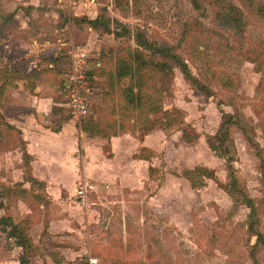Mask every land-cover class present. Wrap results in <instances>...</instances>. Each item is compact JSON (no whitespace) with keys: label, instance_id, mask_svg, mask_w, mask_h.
I'll list each match as a JSON object with an SVG mask.
<instances>
[{"label":"rangeland","instance_id":"1","mask_svg":"<svg viewBox=\"0 0 264 264\" xmlns=\"http://www.w3.org/2000/svg\"><path fill=\"white\" fill-rule=\"evenodd\" d=\"M226 1L243 12L244 36H234L214 20L217 9L212 0H97L93 9L84 8V14L92 10L103 12L106 25L112 30L110 34L76 22L73 27L70 19L66 24L50 15L49 21L34 19L27 27L21 25L20 33L10 39L16 47L15 43L6 44V50L2 46L6 41L0 40L3 70L14 67L23 72L20 65L24 62L29 65L33 61L34 65L35 56L41 54L34 53L37 48L34 41L57 43L61 39L69 42L68 47L87 49L91 56L100 53L106 72L115 69L119 58H129L134 69L131 84L137 92L138 70L143 59L138 60L135 37L141 32L155 46L173 47L188 63L193 76L213 92L210 96L197 91L179 68L152 72L146 70L145 64V74L140 78L144 93L149 94L151 102L155 101L156 113H148V108L141 106L135 107L130 116L122 117L118 91L108 94L93 116L104 123L116 122L118 142H129L131 146L113 151L110 140L96 144L94 158L105 166L100 168V172L104 169L103 174H86L95 183L89 194L92 213L88 215L71 200L68 189L74 180L69 182L68 189L53 181L55 188L51 195L36 194L33 190L24 198L17 197V192L8 194L7 188L20 190L21 184L17 182L23 179L21 172L25 164L18 153L20 147L3 140L0 144V264H20L22 250L8 236L6 228L9 222L23 220H28L30 235L36 243L30 264L56 263L49 252L62 255L60 264H86L85 258H81L85 245L101 264H264V246H255L257 238L248 230L250 210L227 189L230 183L227 168L233 161L240 186L258 206L261 204L258 230L264 234V178L259 155L262 151L264 157V14L259 11V7L264 9V0H247L249 6L246 0ZM193 2H199L201 8L195 9ZM46 8L68 18L75 16L73 12L59 10L56 0H47ZM56 26L65 30L58 31ZM199 29L217 31L207 35L205 46L200 47L201 54L192 51ZM248 50L252 51V58H260L247 60ZM141 56L152 59L149 51H143ZM49 64L47 60L48 70ZM226 80H229L228 88L223 87ZM59 101L57 95L56 103ZM60 112L65 122H72L65 110L61 108ZM222 112L239 115L246 130L243 133L239 128L231 129L232 146L225 158L218 157L207 142L217 134ZM154 121L156 126L147 133L151 132L150 139L156 148L152 146L154 156L145 164L138 159L139 140L142 141L148 122ZM75 130L74 134L81 139V131L76 127ZM183 130L191 137L197 134L198 138L186 141ZM246 132L254 145L247 141ZM78 148V161L72 162V172L84 177L88 159L82 158L84 149ZM151 164L156 168L149 178ZM197 166L210 169L215 177L192 188L184 172ZM25 176H30V167ZM52 220L58 233L50 235L44 228Z\"/></svg>","mask_w":264,"mask_h":264},{"label":"crops","instance_id":"2","mask_svg":"<svg viewBox=\"0 0 264 264\" xmlns=\"http://www.w3.org/2000/svg\"><path fill=\"white\" fill-rule=\"evenodd\" d=\"M46 1L47 0H0V40L6 41L2 45L6 50H8V47L5 46L6 44H9L11 46L15 43L14 41H10V39H15L17 33H20V30L18 29H21V25H23V27L24 25H26L27 27L32 22H34V19L49 21L50 15L56 17L55 20H60L61 14H59L57 11H50L47 8L45 10ZM56 2L58 4L59 10H62L66 13L73 12V15L75 16L86 15L87 17H89V15L92 14L93 16L89 18L94 19L98 14V11L95 13V10H92V12L90 11V14L89 12L87 14H84V8L85 10L93 9V7L97 5V0H95L94 4H88L87 6L72 9L70 11L68 10V8H66L62 0H56ZM10 18L12 21H10L9 24L4 25V22ZM9 26L11 27L10 29H8ZM56 28L58 29V31L65 30L63 28H58L57 26ZM34 44L37 46L34 53L40 52L41 54L39 56H35L36 62L34 61V65L33 61H30L29 65L26 62L20 65L23 69L17 67L23 71V76L21 78L6 80L5 77H0V87H2V90L0 92V101L2 99V107H0V111L9 124L15 126L21 131V136L24 142V150L30 157V177L37 180V182L42 184L43 187H39L38 184L36 186L32 185V182L30 180L25 179V168H23V171L21 170L23 179L17 182V184H21L22 188L28 191L33 190V192L36 194L43 193L46 195H51L55 188L52 184L53 181L60 183L62 185L60 186V188L68 189L67 187L71 184H69V182L74 180L72 181L74 182V185L69 186L68 190L71 191L72 202L75 205L77 204V206L81 207L79 203L75 201L76 189L78 188L80 181H89L90 184H92L93 189H95L94 181L88 178L86 174L100 175V173L103 174L104 171V169H102V171L100 172V168H104L105 165H102V163L98 159L94 158V156L97 155V151L95 149H98V145L96 144L100 143L103 145L105 144V140H110L109 143L110 146H112L113 151H116L117 149L125 150L127 148H130L129 146H131V144H129V142H125L124 144L119 143L118 136L120 135V133L114 134L111 137H91L81 128V122L85 119L77 122L68 115L67 109L63 105V97L61 96L62 75L58 74L57 72L48 70L46 62L47 60L49 61L52 56L55 58L59 57L60 54H64L66 56L67 52L71 48L68 47V45H70L69 42L60 39L57 43H50V41H34ZM14 46H17L16 43L14 44ZM81 49L87 51V49H84L82 47ZM46 56H49V59L45 61ZM4 59L7 62L9 60V57L6 56V58ZM13 66L14 65H12V67ZM4 67H0V69H3ZM53 67V64L48 65V68ZM5 81L8 83L5 84ZM105 82H107L106 76H102L99 74L95 75V83L102 84V87L107 91ZM57 95H59L60 100L58 104L56 103ZM61 108L65 110L67 116L75 124L72 122H65L60 112ZM157 126L162 129L161 125L157 124ZM75 127L79 131H81V139L74 134V132L76 131ZM153 129L149 131H152ZM147 132H145L146 134L144 133V136L141 138L142 141L139 140L140 150L138 151L140 153L138 157L139 161L145 164H149L150 160L154 156V154L152 155L153 151L151 150L154 147L152 144V140L150 139L151 132ZM79 146H81L85 152V154L83 153L82 158L85 157L86 159H88V162L86 163V165H84V177H80L79 173L75 174L72 172V168L74 165L72 162H75V160L78 159L79 155H77L76 152L78 151ZM18 151L23 162L24 151L21 148H19ZM144 153H150L152 157L143 156ZM155 168L156 166L152 164L148 166L149 178L151 177V172L154 171ZM75 176H78V179L76 181ZM74 177L75 179H73ZM91 206L89 208H91ZM89 208H83L86 215L92 213ZM96 215L100 216V214L98 213ZM47 224L48 225L46 226L48 227L47 229L44 228V231L48 230V234L50 233V235L58 233V231L54 229L55 220H52ZM32 241L36 246L35 241L33 239ZM54 249L55 251H64L61 248ZM86 253L92 255L91 250L85 245L84 250L81 254L82 259L85 258ZM49 254H51L52 259L54 257V260L57 264L63 262V258H61L62 255H59L58 252H49ZM56 263L54 262V264Z\"/></svg>","mask_w":264,"mask_h":264},{"label":"trees","instance_id":"3","mask_svg":"<svg viewBox=\"0 0 264 264\" xmlns=\"http://www.w3.org/2000/svg\"><path fill=\"white\" fill-rule=\"evenodd\" d=\"M212 4L217 9L216 16L214 20L216 19L219 23V25L223 26L225 29H227L229 32H231L234 36H244L245 32V26H244V15L243 12L237 8L232 3L227 2L226 0H212ZM195 9H200L201 6L199 2H193ZM218 5V7H217ZM247 5V0H246ZM250 4L248 3L247 6ZM260 13L264 14V9L259 7ZM63 16V17H62ZM12 18V17H11ZM10 19L6 20L4 22L5 24H9ZM69 19L72 21V25L74 27V23L76 22L78 25H86L89 28L101 30L104 33L110 34L112 31L110 26L106 25V19L103 12H99L97 17L95 19H89L86 17H72L68 18L64 15H61V22L68 23ZM13 25V24H12ZM10 25V26H12ZM8 27L10 29L11 27ZM66 27V25H64ZM6 27V26H4ZM247 20H246V32H247ZM62 28H64L62 26ZM210 33H217L215 30H209V29H199L197 38L195 37L193 45H192V51L197 53H202V49L200 47H204L206 44V37ZM120 35V34H119ZM136 44L138 46L137 48V54H138V60L141 62L143 59L142 64L139 66V81H137L138 91L136 92L134 85L131 83V75L134 73L133 65L129 62V58H119L116 60V67L114 70H109V72H106L105 65L103 63L102 59V67L96 68L92 67L91 72L89 76L93 75H102L106 76L107 82V91L105 92V95L101 99V102L107 98L108 94L112 93L115 89L118 91V97L120 100L119 108L118 110L121 113L122 117L130 116V114L133 112V109L135 107H147L148 113L150 111H153V113H156L155 107L153 106L155 101L151 102L149 94H145L143 91V84L142 79L143 75V69L144 65L146 64V70H151L152 72L158 70L160 72H166L169 70H172L174 67L179 68L184 77L191 82L192 86L199 92L204 93L206 95H213V92L207 87H205L198 78L193 76L190 67L186 61H184L181 56L175 51H173V47H165V46H155L153 45L150 40L145 37L141 32L136 33ZM206 48V47H205ZM201 49V50H200ZM207 49V48H206ZM143 51H149L152 53V59L146 60L143 56ZM252 51H246V57L249 61H255L259 59L260 57L256 56L252 58L250 55ZM50 64H53V68H49V70L57 72L58 74H61L64 71L68 70V61H67V55L60 54L59 57H53L49 59ZM150 68V69H149ZM142 73V74H140ZM23 76V73L21 71H18L14 67L11 69H0V77H5L6 80L9 79H16L21 78ZM142 79H141V78ZM127 79H129V83H127ZM8 83L5 81V84ZM225 84L223 87L228 88L230 87L229 80H226L224 82ZM10 84V83H9ZM12 84V83H11ZM102 86V84H97ZM2 90V87H0V92ZM153 106L151 110H149V106ZM142 107V108H143ZM147 112V109H145ZM82 123V130L87 133L89 136H103V137H111L114 134H117L118 131L115 130L117 127L116 122L110 121V123H104L101 120H97L94 116H90L86 118ZM148 127L144 130L145 132L151 130L156 122H152L149 124ZM162 127V126H161ZM239 128L242 130L243 133H245V128L243 126V122L241 120V117L239 115H233V114H226L222 112L221 116V124L219 127V130L216 135L213 137H210L207 139L209 148L218 156L221 158H225L227 155V151H229V148L232 146V141L230 137V132L232 128ZM123 129V126L122 128ZM103 130H110L114 132L111 133H103ZM183 137L188 142H193L198 138L197 134H194L192 137L190 134L187 133L186 130H183ZM246 139L251 144L254 145V142L252 141L250 135L246 132ZM5 140L8 145L12 146H19L23 151V160L25 164V168L27 169V172L29 171L30 167V157L27 155V153L24 150V142L21 136V131L17 129L15 126L9 124L3 114L0 111V144L1 142ZM256 145V144H255ZM260 155L261 159V173L264 178V157L262 155V151ZM229 161V159H228ZM233 161H231L228 164V178L230 179V183H228V191L230 195L234 196L237 202H242L249 210V220H248V230L251 233V236L256 237V245L255 246H264V234L258 230V214L261 209V204L259 206L255 201L248 195V192L244 191L242 186H240V181L236 177V172L234 170V167L232 166ZM184 177H186L192 188H197L198 186L202 185L205 179H214L215 175L213 171L206 167L197 166L193 169L186 170L184 172ZM25 179H28L32 182V185H39V187H43L42 184L38 183L37 180L31 178L30 176H25ZM229 185L231 188H229ZM10 194V192H17L15 195L20 198H24L29 191L22 188L20 190H17V188H7L6 189ZM36 198L40 199L41 196L36 195ZM235 201V202H236ZM30 224L28 220H23L18 223L15 222H9L6 228V231H8V236L11 239L15 240L16 246H18L22 250V256L19 259L20 264H30V257L34 254L35 245L33 244L32 238L30 236ZM123 264V263H122ZM125 264V263H124Z\"/></svg>","mask_w":264,"mask_h":264},{"label":"built area","instance_id":"4","mask_svg":"<svg viewBox=\"0 0 264 264\" xmlns=\"http://www.w3.org/2000/svg\"><path fill=\"white\" fill-rule=\"evenodd\" d=\"M62 1L69 11L95 3V0ZM67 56L68 70L62 73L61 96L68 115L80 122L94 114L95 108L105 95L106 90L95 83V75L89 76L91 68H101L102 62L100 54L91 56L81 48L71 47ZM92 190H94L92 184L86 180H81L76 189L75 201L84 209L91 206L89 194ZM85 260L87 264H101L97 257L89 253H86Z\"/></svg>","mask_w":264,"mask_h":264}]
</instances>
